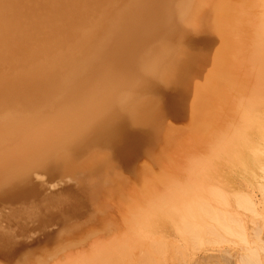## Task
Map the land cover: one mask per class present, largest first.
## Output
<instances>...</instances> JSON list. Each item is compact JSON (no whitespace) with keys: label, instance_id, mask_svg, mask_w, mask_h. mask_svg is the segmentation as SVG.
I'll return each instance as SVG.
<instances>
[{"label":"rangeland","instance_id":"obj_1","mask_svg":"<svg viewBox=\"0 0 264 264\" xmlns=\"http://www.w3.org/2000/svg\"><path fill=\"white\" fill-rule=\"evenodd\" d=\"M124 1L80 0L91 56L0 104V264H205L209 123L264 92L254 0Z\"/></svg>","mask_w":264,"mask_h":264},{"label":"bare ground","instance_id":"obj_2","mask_svg":"<svg viewBox=\"0 0 264 264\" xmlns=\"http://www.w3.org/2000/svg\"><path fill=\"white\" fill-rule=\"evenodd\" d=\"M111 6L127 5L124 0H115ZM79 8L80 0H0V104L14 102L18 90L34 73L59 77L60 84L66 78L65 71L80 68V57L91 56L90 45L74 39L84 35L72 22V12ZM254 10L257 47L264 55V0H254ZM134 15L126 13L127 18ZM64 19L69 22L63 29L65 43L56 44L53 40L60 31L54 26ZM44 30L42 37L36 34ZM50 31L57 33L53 36ZM59 68L64 71L56 72ZM249 105L252 110L248 113ZM237 107L234 115L209 123V176L218 179L217 185L211 182L207 188L205 264H264L263 90H258L251 104L241 102ZM190 230L198 231L195 223ZM193 258L199 260L198 252Z\"/></svg>","mask_w":264,"mask_h":264}]
</instances>
